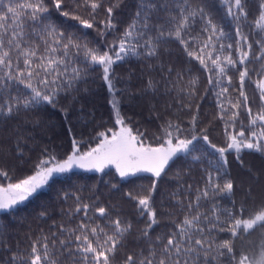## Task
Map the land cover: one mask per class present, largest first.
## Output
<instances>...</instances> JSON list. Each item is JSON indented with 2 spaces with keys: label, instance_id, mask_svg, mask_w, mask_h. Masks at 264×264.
Segmentation results:
<instances>
[{
  "label": "snow or ice",
  "instance_id": "1",
  "mask_svg": "<svg viewBox=\"0 0 264 264\" xmlns=\"http://www.w3.org/2000/svg\"><path fill=\"white\" fill-rule=\"evenodd\" d=\"M48 3L55 8L57 18H63L61 23L76 21L72 27L77 31L62 30L52 19L53 14L45 0H0V118L38 110L45 105L56 108L62 96L71 95L72 100H77L76 93L89 91L87 81L97 68L100 69V79L113 93L131 97L137 93L155 95L161 90L164 94L175 91L177 96L186 98V102H179L176 111H189L192 115L185 122L166 120L160 125V134L153 136V146L143 131H133L120 115L119 101L114 98L112 105L116 111L115 124L120 126L118 130L107 128L90 132L87 138H73V150L63 159H57L45 148L31 175L6 186L0 184V211H13L56 176L67 174L74 168L104 172L106 168L114 167L121 178L147 173L150 175L145 178L152 182L148 194L127 191L124 196L135 203L138 216L144 220V227L139 229L135 239L147 243L148 254L144 255L143 250L135 258L128 254L123 264H221L222 260L227 264H264V205L245 215L243 203L237 207L232 199L234 181L225 178L221 183V178L229 176L225 168L227 154H234L243 166L242 152H264V68L256 73L257 79L249 75L246 65L251 62L253 44L248 40V33L243 31L245 27L259 30L261 39L255 41L259 51L254 59L264 61V0H258V18L252 21H249L246 10L249 0H136L131 22L118 35L114 9H119L124 0H71L70 4L65 0H48ZM104 3L110 5L105 8L106 18L97 20V10ZM209 6L223 10L220 17L223 23L217 21ZM81 9L88 11L90 19L76 14ZM95 24L100 25L96 28L98 36L106 37L111 33L116 38L105 40L102 45L88 40L82 33L85 29H93ZM226 25L231 31H225ZM26 27L31 31H26ZM30 37H35L39 43ZM170 41L178 42L189 63L198 62L201 70L207 73L205 94L211 90L216 98L218 118L223 122L226 135L225 146L212 143L207 129L197 127L199 105L193 109V98H197L198 76L184 80L183 73L176 71L172 77L173 68L168 65L160 80L148 77L136 93L127 86L117 89L114 65L131 59L155 60V65L148 63L147 68L158 67L164 72L161 52L168 51L164 45ZM233 51L236 52L235 59ZM230 71L238 73V88L228 75ZM143 78L142 74L140 79ZM246 80L254 86L253 103L259 98L256 112L248 103ZM127 83H131V75ZM229 87L235 95L229 93ZM60 110L67 116V107ZM241 111L248 116L249 126L256 129L247 137L243 121L239 120ZM238 121L240 127L237 131ZM90 141H95V147ZM81 144H85L87 150L81 151ZM178 159L200 164L205 184L197 188L195 199L187 204L179 199V189L172 193L179 210L184 212L183 219L177 222L175 213L169 212L173 217V228L153 238L152 231L161 223L152 203L153 194L157 182L167 175L166 169ZM0 176L8 178L2 170ZM111 187L117 188V185ZM191 188L192 185H188L186 191ZM70 195L76 200V206L67 215L82 213V216L75 227L59 225L61 235L67 237L60 239V248L73 261L79 259L80 264H113L119 249L126 246L134 231L132 221L122 220L119 215L113 218L114 205L97 207L99 197L91 204L83 202L76 193L64 192L62 198L66 201ZM217 197H227L232 207L221 206ZM203 202L209 203V211L200 210ZM90 211L92 215H89ZM96 214L106 221L111 232L98 223L93 225ZM46 215L41 213V216ZM220 233L228 234L229 238L218 240ZM254 233L258 234V241L245 238ZM52 235L56 236V233ZM48 240L47 235H41L32 241L30 250L18 248L9 264H58L56 241H52L50 248ZM25 251L26 255L23 254Z\"/></svg>",
  "mask_w": 264,
  "mask_h": 264
},
{
  "label": "trees",
  "instance_id": "2",
  "mask_svg": "<svg viewBox=\"0 0 264 264\" xmlns=\"http://www.w3.org/2000/svg\"><path fill=\"white\" fill-rule=\"evenodd\" d=\"M66 3H71V0H65ZM50 11L52 19L64 31L76 32L77 29L72 27L76 21H67L61 23V19L57 18L55 8L45 0ZM110 6L104 3L97 10L96 19L102 20L106 18L105 8ZM72 11L71 8L68 9ZM248 19L252 21L258 18V0H249L247 6ZM136 11V0H124L119 9H114L116 16V34H121L131 22V19ZM209 11L215 14L217 21L223 23L220 19L222 9L219 7L209 6ZM84 19H90L88 11L81 9L76 13ZM100 27L95 24L93 29H85L82 34L87 35V39L93 43L112 41L116 38L115 35L109 33L106 37L98 36L96 28ZM31 31L30 28L25 29ZM194 29V34H195ZM225 31H231L227 25ZM248 33V40L253 44L250 61L247 63L249 75L253 79H257L256 73L261 72L264 68V61H256L255 54L259 51L256 40H260L259 30L253 27H245L243 29ZM30 39H36L30 37ZM39 43V40L36 39ZM264 42V41H262ZM168 49L167 52H161V62L165 64L164 72L158 67L153 70L147 68L148 63L155 65L156 61H137L131 59L127 62L114 65V70L117 76L115 81L117 89L129 87L134 93L141 89L146 83L148 77L154 80H160L164 73L167 72V66L171 65L173 72L172 77H175L176 71L183 73L184 80L190 76H198L200 83L197 88V98H193V109L195 105H199L198 113V128H206L209 139L218 147L225 146L226 135L224 132L223 122L218 118V106L215 96L209 90L205 94L207 87V73L201 70L198 62L192 61L189 63V58L186 56L182 46L178 42L170 41L164 45ZM235 49V42L233 41ZM233 58H236V52L232 53ZM190 69V71H189ZM100 69L90 73L87 87V93H76L78 99L72 100L71 95L60 98V103L56 108L50 106H41L34 111H21L18 115L0 118V170L8 174L5 179L0 176V184L18 182L19 179L25 178L32 174L34 165L42 158L43 150L48 149L50 153L56 155L57 159H63L66 154L73 150V138L80 140L81 137L87 138L90 132L104 131L111 128L117 130L118 125L115 124L116 111L113 108L112 101L115 98L119 101L118 108L120 115L125 118L127 123L135 132L140 129L145 133L148 142L153 141L154 135L160 134V125L166 120L185 122L191 118L192 113L189 111L177 112L179 102H186L183 95L177 96L176 92L164 94L161 90L158 94L151 92L146 94H136L129 97L127 94L110 91L106 83L100 79ZM143 74V79H140ZM131 75V83H127L128 77ZM232 77V82L239 87L238 73L230 71L228 73ZM85 85H79L84 87ZM245 91L249 96V105L253 108V112L258 111L259 98H256L253 103L254 86L246 80ZM229 93L235 95L231 87ZM171 107H168V105ZM67 107V116L60 110ZM240 121L244 124L245 136H249L250 131L256 130L249 126L248 116L241 111ZM39 123H36V122ZM185 126H187L185 124ZM240 124L237 122V131ZM92 147L95 146V141H90ZM81 151L87 150L85 144L80 145ZM211 151V149H209ZM243 166L237 162L234 154H227V164L225 168L228 170L229 176L221 178H230L234 181V194L232 199L235 200L237 207L243 203L246 208L245 215L258 210L264 205V152H256L253 150H245L241 154ZM207 165L205 164L204 167ZM200 164H191V161L178 159L171 165L170 169H166L167 175H163L157 182V189L153 194V206L156 208L157 217L161 223L155 227L151 235L153 238L160 232L167 233L173 228L169 216V212L175 213L174 219L179 222L183 219L184 212L179 210V205L175 203V197L172 193L179 189L178 197L185 201L194 200L197 188L203 187L205 180L204 173L201 171ZM179 173V176H177ZM150 174H138L135 177L121 178L114 167L106 168L104 172L87 171L83 169H73L67 174L58 175L51 180L47 186L34 194L26 202L18 205L11 212L0 211V264H9V259L13 253L20 250H30L32 241L36 240L41 235L49 237L48 244L52 247V241H56L55 252L58 257V264H80L79 259L73 261L64 249L60 248V239H67L61 235L60 224L65 227H75L79 222L82 213L69 217L67 213L74 210L76 200L71 195L65 201L62 198V193H76L81 197L83 202L92 203L96 197L99 201L96 206L114 205L116 211L112 212L113 218L119 215L121 219H129L134 225V231L128 237L126 246L119 249L113 264H123L126 256L131 254L134 258L143 250L144 255H147V243L141 239L137 241L135 237L139 234V229L144 227V220L138 216L136 205L133 201L127 199L124 193L133 191L134 194L147 195L148 189L151 186V180L145 178ZM112 185H117V188H112ZM181 185L183 187L181 188ZM192 185L190 191H186L187 186ZM235 185H239L235 187ZM217 202L223 207H232L230 200L227 197H217ZM210 205L208 202H203L201 211H209ZM63 210V212H62ZM187 209L185 208L184 211ZM41 213H47L46 216H41ZM89 215H92L91 211ZM87 222V221H85ZM98 223L105 226L106 221L99 218L96 214L93 225ZM52 233H56L53 236ZM229 235L220 233L217 236L218 240L228 239ZM250 238L253 241H258V234H253ZM237 246L240 241H236ZM249 251V249H245ZM55 251V250H54ZM23 254H27L25 251ZM221 264H227L226 260H222Z\"/></svg>",
  "mask_w": 264,
  "mask_h": 264
},
{
  "label": "rangeland",
  "instance_id": "3",
  "mask_svg": "<svg viewBox=\"0 0 264 264\" xmlns=\"http://www.w3.org/2000/svg\"><path fill=\"white\" fill-rule=\"evenodd\" d=\"M119 127H120V126L118 125L117 130L119 129ZM115 131H116V130H115ZM94 147H95V146H94ZM74 169H79V168H74ZM30 175H31V174H30ZM14 183H15V182H14ZM6 185H7V184H5V186H6Z\"/></svg>",
  "mask_w": 264,
  "mask_h": 264
}]
</instances>
